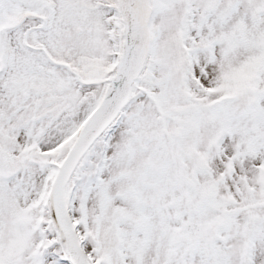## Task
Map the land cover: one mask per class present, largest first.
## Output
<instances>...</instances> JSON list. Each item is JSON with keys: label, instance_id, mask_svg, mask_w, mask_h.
Listing matches in <instances>:
<instances>
[{"label": "rangeland", "instance_id": "obj_1", "mask_svg": "<svg viewBox=\"0 0 264 264\" xmlns=\"http://www.w3.org/2000/svg\"><path fill=\"white\" fill-rule=\"evenodd\" d=\"M149 31L146 74L66 188L86 258L264 264V0H150ZM122 45L114 0H0V264H69L47 196Z\"/></svg>", "mask_w": 264, "mask_h": 264}, {"label": "water", "instance_id": "obj_2", "mask_svg": "<svg viewBox=\"0 0 264 264\" xmlns=\"http://www.w3.org/2000/svg\"><path fill=\"white\" fill-rule=\"evenodd\" d=\"M122 15L123 45L116 67L117 79L80 127L76 139L58 167L47 200L49 209L69 264H90L66 203L67 185L81 160L100 136L115 122L130 102L135 84L139 81L150 53V0H115ZM79 33V32H77ZM202 235L201 225L190 222L185 236L195 241Z\"/></svg>", "mask_w": 264, "mask_h": 264}, {"label": "flooded vegetation", "instance_id": "obj_3", "mask_svg": "<svg viewBox=\"0 0 264 264\" xmlns=\"http://www.w3.org/2000/svg\"><path fill=\"white\" fill-rule=\"evenodd\" d=\"M32 7L35 8V6H32ZM34 8H33V9H34ZM39 18H40V21H41L40 25L37 26V25H34L33 23H29V27L27 28L26 35L31 34V33L35 32V31H40V30H43V29H44V27H45V25H46V23H47V19H46V17H44V16H40ZM28 19H30V20H35V16L32 15V14H27V15H25V17L23 18V20H24L25 22H27ZM77 32H79V31L77 30ZM77 32H76V33H77ZM32 45H34V44H32ZM32 45L27 44V46L29 47L30 50H34V51H38V50H39V48L34 47V46H32ZM42 52H43V51H42ZM45 56H46V55H45Z\"/></svg>", "mask_w": 264, "mask_h": 264}, {"label": "trees", "instance_id": "obj_4", "mask_svg": "<svg viewBox=\"0 0 264 264\" xmlns=\"http://www.w3.org/2000/svg\"><path fill=\"white\" fill-rule=\"evenodd\" d=\"M147 67H148V63H147V66H146V68H145V70H144V72H143L142 77L146 74ZM142 77H141V78H142Z\"/></svg>", "mask_w": 264, "mask_h": 264}, {"label": "bare ground", "instance_id": "obj_5", "mask_svg": "<svg viewBox=\"0 0 264 264\" xmlns=\"http://www.w3.org/2000/svg\"><path fill=\"white\" fill-rule=\"evenodd\" d=\"M115 1V0H114Z\"/></svg>", "mask_w": 264, "mask_h": 264}]
</instances>
